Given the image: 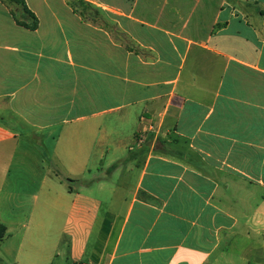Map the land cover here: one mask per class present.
Here are the masks:
<instances>
[{
  "label": "crops",
  "instance_id": "obj_1",
  "mask_svg": "<svg viewBox=\"0 0 264 264\" xmlns=\"http://www.w3.org/2000/svg\"><path fill=\"white\" fill-rule=\"evenodd\" d=\"M24 1L37 30L0 14V264H264V0Z\"/></svg>",
  "mask_w": 264,
  "mask_h": 264
},
{
  "label": "rangeland",
  "instance_id": "obj_2",
  "mask_svg": "<svg viewBox=\"0 0 264 264\" xmlns=\"http://www.w3.org/2000/svg\"><path fill=\"white\" fill-rule=\"evenodd\" d=\"M79 1L80 0H67V3L73 8L74 11H79H76L75 13L84 15L87 13V10L84 9L83 5H81ZM40 12L41 13H38L42 17L44 25H49L51 20L49 13L46 10ZM0 14L8 15L11 19H13V21H15V23H17L16 21L25 22L28 24L32 23V19L27 16L23 9L21 0H0ZM54 29L57 31L55 36H57L58 39H66V37L68 39H74V35L69 29L66 28V26L61 29L55 22Z\"/></svg>",
  "mask_w": 264,
  "mask_h": 264
},
{
  "label": "trees",
  "instance_id": "obj_3",
  "mask_svg": "<svg viewBox=\"0 0 264 264\" xmlns=\"http://www.w3.org/2000/svg\"><path fill=\"white\" fill-rule=\"evenodd\" d=\"M79 2H80L81 5H83L84 9L88 8V5H87V3L84 0H80ZM21 3L23 5V9H24L25 13L27 14V16L29 18H31L33 20V23L32 24H28V23H25V22L16 21L17 24L19 26L25 27V28H27V29H29L31 31L37 30L38 27H39V20H38L37 16L33 12L30 11V9L27 7V4H26V2L24 0H21ZM76 11L79 12L78 10H75V12Z\"/></svg>",
  "mask_w": 264,
  "mask_h": 264
}]
</instances>
